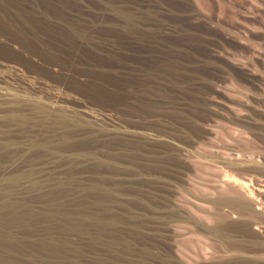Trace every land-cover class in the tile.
<instances>
[{"label": "rangeland", "instance_id": "obj_1", "mask_svg": "<svg viewBox=\"0 0 264 264\" xmlns=\"http://www.w3.org/2000/svg\"><path fill=\"white\" fill-rule=\"evenodd\" d=\"M249 6L0 0V264H264V48L251 76L229 53L264 46L232 32Z\"/></svg>", "mask_w": 264, "mask_h": 264}, {"label": "bare ground", "instance_id": "obj_2", "mask_svg": "<svg viewBox=\"0 0 264 264\" xmlns=\"http://www.w3.org/2000/svg\"><path fill=\"white\" fill-rule=\"evenodd\" d=\"M235 1V0H234ZM240 1V0H239ZM224 2V1H223ZM228 2V1H227ZM206 3V2H205ZM226 3V2H225ZM224 3V6L225 5H227V4H225ZM240 3V2H239ZM230 4H231V2H230ZM209 5V4H208ZM203 7H204V5H203ZM207 7V6H206ZM222 7V6H221ZM228 7V6H227ZM233 7V6H232ZM255 7L256 8H260V9H263L264 10V0H250V6H249V8L250 9H253L255 12H256V14H259L261 17H263L264 16V11H262V10H255ZM224 8H226V7H224ZM234 8V7H233ZM235 10V9H234ZM237 11V10H236ZM227 12V11H226ZM225 12V14H227ZM232 12V11H231ZM239 12V11H238ZM208 13V12H207ZM242 13V12H241ZM224 14V15H225ZM229 14V13H228ZM227 14V15H228ZM238 14V13H237ZM239 15V14H238ZM220 16H221V14H220ZM223 16V15H222ZM226 16V15H225ZM229 16V15H228ZM219 18V17H218ZM264 18V17H263ZM222 19V18H221ZM233 20V19H232ZM251 21V20H250ZM249 21V23H254V21H251L250 22ZM264 21V20H263ZM234 23V22H233ZM256 23V22H255ZM257 25H255V24H253V25H251V26H253V28H250V27H248V26H246V27H243V26H234V30L232 31V32H235L236 34H238L241 38H243L242 40H243V43H245V44H250L254 39H253V33H256V32H258V31H261V32H263L264 33V23L262 24V26H260V22H259V24L258 23H256ZM247 25V24H246ZM227 27H229V26H227ZM226 27V28H227ZM231 28V27H230ZM230 31H231V29H230ZM260 32V33H261ZM255 35V34H254ZM251 39H253L252 41H251ZM250 41V43H248ZM254 42H256V41H253L252 43H254ZM247 46V45H246ZM264 48V46H262V44H258V45H255V46H253V50L252 51H250L249 52V54H251V55H247L246 56V58H247V60L245 59V60H243V59H240V58H243V57H239V59L238 58H236V53H238V52H232V50H230V52L229 53H231V55L233 56V58L234 59H236V60H238V62H237V66H238V68H241V70L244 72V73H247V74H249L250 76L251 75H253V74H256V73H258L257 71H259V70H262L261 69V67H259L260 69H258L257 68V66L256 65H259V64H256L255 63V61H254V59H253V56H256V57H262L261 56V53H262V49ZM234 51V50H233ZM264 53V52H263ZM230 55V56H231ZM264 55V54H263ZM262 59H263V57H262ZM264 71V70H263ZM260 73H262V71L260 72ZM264 73V72H263ZM248 75V76H249ZM232 82H233V80H231ZM238 114V113H237ZM240 114V113H239ZM243 113L241 112V115H242ZM237 116V115H236ZM238 117V116H237ZM239 118V117H238ZM240 118H245V117H243V115L242 116H240ZM246 119V118H245ZM230 124V123H229ZM234 124V123H233ZM213 126V125H212ZM226 126V125H225ZM231 127V126H230ZM241 127V125L239 126V128ZM227 128V127H226ZM214 129V128H213ZM212 129V130H213ZM226 130V129H225ZM232 133H234V134H238V135H242V133H243V131L241 130V129H238V128H236V127H231L230 129H229ZM228 130V131H229ZM223 131V130H222ZM246 131V130H245ZM244 131V132H245ZM226 132H227V130H226ZM247 132V131H246ZM218 133V132H217ZM219 133H221V135H222V132H219ZM228 133V132H227ZM234 134H233V136H234ZM220 135V136H221ZM245 135V136H244ZM233 136H231L230 135V137H232V139H233ZM239 136V138H243L244 139V137L246 138L247 136H246V134H244L243 133V137H240ZM250 137L248 136V140L249 141H247V142H250L251 140L250 139H252V138H250ZM225 139H226V137H225ZM228 139V138H227ZM235 139V138H234ZM247 139V138H246ZM240 140V139H239ZM236 143H240V142H243V140H240V142H237V141H235ZM251 142H253V141H251ZM245 144H246V142H244ZM241 144V143H240ZM251 144V143H250ZM248 145V144H247ZM252 145H254V143L252 144ZM238 146V145H237ZM241 146H243V145H241ZM246 148H247V146H245ZM255 147V146H254ZM258 147H260L259 145L257 146V149L255 148V149H253V150H255V151H252V152H250L252 155L255 153V152H260V153H262V154H264V147H260L259 149H258ZM236 149V148H235ZM240 149V147H238V149H236V152L238 151ZM260 149H262L261 151H260ZM240 150H242V148L240 149ZM247 151H249L248 149H246ZM243 151H245V149L243 150ZM234 152V151H233ZM232 152V153H233ZM239 152V151H238ZM237 152V153H238ZM239 153H241V152H239ZM251 154H249L248 153V155H251ZM257 154H259V153H256V155ZM233 156L234 155H236V154H232ZM242 155V154H241ZM241 155H240V157H241ZM255 155V156H256ZM228 156V155H227ZM232 156V157H233ZM247 156V155H246ZM254 156V157H255ZM230 157V156H229ZM237 157H238V155H237ZM252 157L253 156H251V162H255V159L256 158H254V159H252ZM260 157L261 156H259V159H260ZM243 158H244V156H243ZM248 158V157H247ZM246 158V159H247ZM239 158H237L236 160H238ZM245 159V160H246ZM249 160H250V158H248ZM262 159V158H261ZM233 160V159H232ZM236 160H234V161H236ZM242 160V159H241ZM241 160H239V161H241ZM249 160H247V161H249ZM254 160V161H253ZM264 160V159H263ZM263 160H261V161H263ZM256 161H259V163H262L260 160H257L256 159ZM243 162H244V159H243ZM251 162H249V163H251ZM232 163V162H231ZM247 163V162H246ZM233 164V167H234V171L231 173H229L228 175L230 176V177H228V175H227V177L228 178H226L225 179V182L223 181V183H230V184H232V186H233V188L232 189H229V191L230 192H232L233 191V189L236 191H238L239 193H241V194H239L237 191V193H238V195H241L243 198L245 197L246 199H248L249 201H252L253 202V204H254V202L256 201L255 199V196H253V194H254V190H253V188H251V182H252V178H253V176L251 175V173H249L248 171H250V169L249 168H246V167H244V166H246L247 164H241L240 162L239 163H237V162H234V163H232ZM251 164H253V163H251ZM251 164H249V165H251ZM255 164V163H254ZM257 164V163H256ZM248 167V166H247ZM206 169V168H205ZM223 180V179H222ZM222 182V181H221ZM222 183V184H223ZM254 183V182H253ZM221 184V185H222ZM258 184V183H257ZM261 184V183H260ZM255 185V184H254ZM231 186V187H232ZM253 186V185H252ZM256 186H258V185H256ZM259 187V186H258ZM230 188V187H229ZM259 188H261V187H259ZM258 188V189H259ZM263 188V187H262ZM256 189V188H255ZM263 190H264V188H263ZM234 192V191H233ZM236 192H234V194H237ZM257 192H258V190H257ZM260 192V191H259ZM255 193H256V191H255ZM255 198V199H254ZM256 203V202H255ZM260 205H262V204H260Z\"/></svg>", "mask_w": 264, "mask_h": 264}]
</instances>
